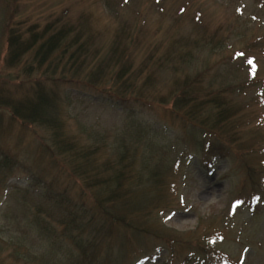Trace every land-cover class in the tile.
<instances>
[{
    "label": "rangeland",
    "instance_id": "rangeland-1",
    "mask_svg": "<svg viewBox=\"0 0 264 264\" xmlns=\"http://www.w3.org/2000/svg\"><path fill=\"white\" fill-rule=\"evenodd\" d=\"M110 3L112 8L105 0H0V81L7 78L10 83L15 73L5 60V26L10 16L43 25L65 9L73 18L87 12L99 32L102 55L112 48L120 20H127L133 26L135 38L127 44L136 66L157 45L165 51L177 39L216 33L226 37L228 46L216 53L198 52V66L209 68L203 75L205 83L222 89L227 81L245 84L237 97L241 110L233 120L235 141L224 140L231 154L209 160L193 150L199 129L155 101L160 95L169 96L175 85L173 72L165 67L141 75L137 86L145 97L130 102L137 120L150 126L151 132L138 134L128 111L93 94H74L70 102L61 98L57 103L65 134L92 154L96 169L91 165L89 174L69 175L61 166L68 163L66 156L52 162L42 150L45 129L13 122L10 113L3 111L0 151L17 166L13 172L0 170V240L7 243L0 264L83 263L73 235L62 234L60 215L31 191L27 178L35 174L78 195L87 177L110 179L120 158L125 162L121 194L128 202L116 211L125 217L126 225L113 226L112 242L106 239L96 249L93 264H193L200 254L209 258L207 264H264V0ZM178 67L195 72L192 64ZM200 132L197 136L209 133ZM35 218L55 225L53 238L41 239ZM21 243L25 245L21 251L14 249Z\"/></svg>",
    "mask_w": 264,
    "mask_h": 264
},
{
    "label": "trees",
    "instance_id": "trees-1",
    "mask_svg": "<svg viewBox=\"0 0 264 264\" xmlns=\"http://www.w3.org/2000/svg\"><path fill=\"white\" fill-rule=\"evenodd\" d=\"M105 1L112 8L110 0ZM120 21L112 48L107 55H102L101 48L97 46L99 32L93 16L87 12L73 18L65 9L43 25L29 20L15 21L10 16L5 26V60L8 68L15 73L11 76L13 79H9L10 83L6 82L7 78L0 81V116L3 111H7L13 122L45 129L47 137L40 145L52 162L57 161L59 155L66 156L68 163L61 166L68 170L69 175L89 174V168L93 165L92 154H88L87 149L77 145L74 138L65 134L64 121L56 113L57 103L61 98L70 102L69 98L72 99L74 94H93L104 103L128 111L131 118L135 119L132 123L138 134L151 132L150 126L137 120L136 111L130 102L132 99L142 101L141 98L145 97L137 86L141 75L152 72L153 68L165 67L173 72L175 85L169 96L160 95L154 98L155 101L161 107L184 115L193 129L209 132L199 136V132L196 133L193 150L197 149L209 160L231 154L232 148L224 143L229 139L235 141L232 140L236 136L233 120L241 110L238 109L241 101L237 97L245 90V84L227 81L223 89L206 84L203 75L208 73L209 68L202 70L198 66L200 49H209L211 53L222 51L228 46L226 37L204 31L194 38L173 41L165 51L161 45H157L136 66L127 44V40L135 38L133 26L127 20ZM179 63L192 64L195 72L178 67ZM17 92L19 95H15ZM2 122L0 118V127ZM0 153V170L13 172L17 162L4 151ZM120 160L118 169L110 179L101 182L99 176H89L86 186L82 187L92 192L81 187L78 195H73L62 185L56 186V181H47L35 174L27 178L31 191L60 215L58 222L63 226L62 234L73 235L80 248L84 262L70 264H93L96 249L106 239L112 242L113 226L126 225L125 217L116 211L128 202L126 196L127 201L121 194L125 185V176L122 174L125 162L124 158ZM101 185L108 190L104 191L105 194L98 191L103 188ZM34 221V228L40 233L41 239L53 238L52 235L56 233L54 224L47 219L35 218ZM1 241L0 253H3L4 244L7 243ZM22 246L25 245L21 243L14 249L21 251ZM24 254L18 256L23 258ZM200 255L191 262L207 264L209 258ZM29 259L20 260L27 262Z\"/></svg>",
    "mask_w": 264,
    "mask_h": 264
}]
</instances>
